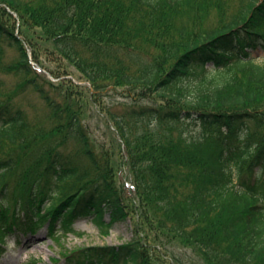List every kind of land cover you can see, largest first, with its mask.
Returning <instances> with one entry per match:
<instances>
[{"label":"trees","instance_id":"obj_1","mask_svg":"<svg viewBox=\"0 0 264 264\" xmlns=\"http://www.w3.org/2000/svg\"><path fill=\"white\" fill-rule=\"evenodd\" d=\"M0 3L19 21L16 34V19L0 7V244L43 226L54 238L87 215L103 228L127 217L124 191L110 177L112 159L100 160L88 135L84 108L96 96L78 92L66 78L72 68L96 91L125 87L135 96L118 111L107 108L124 147L144 241L80 249L65 256L67 263L142 264L145 245L168 238L204 264H264V57L254 63L250 52L264 53V0H228L227 8L236 6L229 18L207 30L200 23L189 35L183 27L177 41L167 33V12L222 3ZM155 31L171 35L174 48L155 49L160 59L143 70L135 59L142 46L152 49L147 36ZM26 47L43 69L49 70L45 59L56 63L48 72L57 84L35 69ZM178 82L185 95L168 93ZM149 91L153 104H139L150 102L143 93ZM28 93L37 100H25ZM133 118L141 123L130 125ZM185 127L198 129V137L184 138Z\"/></svg>","mask_w":264,"mask_h":264},{"label":"rangeland","instance_id":"obj_2","mask_svg":"<svg viewBox=\"0 0 264 264\" xmlns=\"http://www.w3.org/2000/svg\"><path fill=\"white\" fill-rule=\"evenodd\" d=\"M221 9H211L209 7L202 8L198 12H188L186 14H174L167 12L165 18L168 21L170 27H168L167 33L175 36L174 41L178 40L179 30L183 27H189L187 35L197 30V26L204 24V30H207L208 26L219 25V20H226L230 14L235 10L236 6L226 7L228 0L224 2L219 0ZM0 7H5L0 3ZM8 10V9H7ZM147 11L146 9H144ZM215 10L217 13H213ZM9 12V11H8ZM204 12V13H203ZM219 13V14H218ZM226 13V14H225ZM220 14H225L220 17ZM6 20V17H2ZM15 18V17H14ZM16 19V30L18 34V18ZM149 40L154 44L152 49L150 46H142L140 48L139 55L136 57L135 62L138 68L143 70L150 69L154 61L160 59L157 48L168 51L174 46H169V38L171 35H163L158 31L147 36ZM166 42V45L163 43ZM182 42V41H181ZM253 56L261 55V51L258 49L251 52ZM46 59L44 63L49 70H54L56 63ZM255 63H261L260 58H256ZM208 67V65H207ZM152 68V67H151ZM48 70V71H49ZM71 74L67 76L76 86H78V92L84 94L89 100L96 96L95 101L91 104H86L84 108L85 123L88 128V135L91 140V145L95 149L100 160L108 161L109 157L112 159V172L111 176L116 188L123 190L124 193V205L127 210V217L119 219L109 228H101L96 221L97 217L88 216L77 221L72 229V234L67 236H57L55 241L48 239L46 233V227H42L34 236L22 237L19 233L12 234L6 240L3 239L0 244V264H66V255L85 248L90 247H113V246H125L133 241H137V238L141 239L143 232V225L141 223L140 209L134 192L131 178L128 175V167L126 166L127 158L125 157L124 147L121 139L117 136L112 121L108 118V108L112 111H118L121 107H127L131 105L135 96L129 93L125 87H112L109 86L103 91H96L90 83L84 80L83 75L78 71H74L69 68ZM48 74V79L57 84L58 79H53ZM250 72L244 71L240 75L243 79L248 77ZM180 82L172 85L167 91L168 93H179L185 95V89H179ZM141 93V92H140ZM137 93V94H140ZM147 93L150 98V102L146 100H139L141 105H151L155 100L151 91L143 92ZM130 97H133L132 100ZM25 100H30L32 103L37 99L32 97L31 94H26ZM87 101V100H86ZM152 101V102H151ZM101 104V108L99 105ZM104 108V109H103ZM141 123L138 118H133L130 125L133 123ZM137 126V125H136ZM134 126L131 130L132 134L136 133L137 128L141 129L138 125ZM155 125H150V128H154ZM130 130V129H129ZM135 135V134H134ZM199 135V130L193 127L184 128V138L195 139ZM109 168V163H108ZM132 199H129V198ZM103 219L107 222L110 221L109 214L103 216ZM144 241V238H143ZM170 241V242H169ZM145 245V244H144ZM146 255L140 261L142 264H176V260L184 262V264H204L201 258L191 248H187L182 243L176 240L162 239V244L159 241L151 242L149 245H145ZM155 248V252L151 249Z\"/></svg>","mask_w":264,"mask_h":264}]
</instances>
